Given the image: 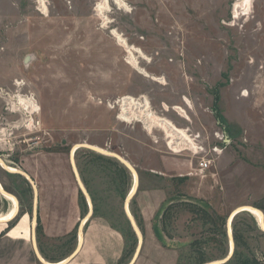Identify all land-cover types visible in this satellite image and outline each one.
Returning a JSON list of instances; mask_svg holds the SVG:
<instances>
[{"label":"rangeland","instance_id":"1","mask_svg":"<svg viewBox=\"0 0 264 264\" xmlns=\"http://www.w3.org/2000/svg\"><path fill=\"white\" fill-rule=\"evenodd\" d=\"M37 1L0 0V157L33 176L39 202L62 200L48 220L49 229L66 227L60 235L45 233L38 203L41 258L59 262L76 248L88 204L69 154L73 145L89 143L119 154L138 173L129 211L143 240L133 264L222 259L231 247L233 210L250 205L264 215V0L237 17L236 0H125L123 9L111 2L108 28L94 11L100 0H46L48 16ZM112 28L148 57L137 61L157 80L127 62ZM18 91L35 97L39 126H24L28 114L15 106ZM125 95L147 96L155 113L188 129L196 152L175 153L161 130L150 135L140 122L117 118L115 102ZM205 156L211 166L201 172L198 160ZM73 157L93 211L67 264H109L110 258L128 264L137 247L123 209L131 173L84 147ZM0 180L18 199L13 219L0 224V264H42L28 236L32 187L1 164ZM9 204L0 195L1 213ZM231 229L235 252L227 264L247 258L264 264V231L256 218L238 212Z\"/></svg>","mask_w":264,"mask_h":264},{"label":"bare ground","instance_id":"2","mask_svg":"<svg viewBox=\"0 0 264 264\" xmlns=\"http://www.w3.org/2000/svg\"><path fill=\"white\" fill-rule=\"evenodd\" d=\"M37 2H38L37 10L39 12H41L43 15L48 16L49 9H47L48 8L47 1L46 0H38ZM111 2L118 9L128 8L125 0H100L97 3V5L94 7V11L96 12V15L102 21L103 28L104 27L108 28V24L111 23V20H109V17L106 14V12L109 11V9H110ZM253 2H254V0H236L234 2V5H233V13L236 14L235 17L239 16V14H241V15L249 14V12L252 8ZM110 34L115 39H117L118 44L126 50V52L128 53L127 62L129 64H131V66L134 67V69L141 72L140 74H142L143 76L145 75V77H149L150 79H153V80L158 79L156 76L147 74V72L145 70H143L142 67L139 66V62L137 61V59L143 58V60H144V59H148V57L138 47L130 45L126 41V39L121 34H119V32L115 28L110 29ZM136 54H138V56ZM15 84L17 86H20L22 83L19 80H17V81H15ZM245 95H247V94H245ZM14 101H15V106L19 107V109H22V111L24 113L28 114V119H26L23 123L26 128L31 129L32 127L35 128L36 126L40 125V121H36L35 118L33 117L34 116L33 114L38 113L40 111V106H38L39 104L35 100V97H33L32 95H23L18 91L17 94L15 93V95H14ZM187 101H189V100H187ZM115 104H118L120 107V113L117 117L120 120L127 122V123L140 122L142 124L144 130H146L147 133L150 135L152 134L154 129L161 130L165 135L166 145L169 147V149L171 151H174L175 153H179L183 150L188 149L191 151V149H192V150H194V152H196L197 146H196L195 139L192 138V136L189 134L188 129L176 125L175 122H173V120H171L167 116L159 115V114L155 113L152 110L151 104H150L147 96L141 95L139 98H136V97L131 96V95H125L122 98H120L118 100V102H115ZM174 109H176V111L179 113L180 117L186 118V120L189 119L188 114L183 107L174 106ZM0 132L5 134V131H0ZM81 144L94 147L95 149L102 151V152L113 153V154L115 153V152L109 151L108 149L106 150V149H103L99 146H96L93 144L91 145L89 143L75 144L71 148V153H72L71 156L72 157L71 156L69 157V161L71 162V160H72V163L74 164L75 171H76L75 173H78V170H77V166L75 165L73 156H74L76 149L80 148L79 145H81ZM115 154L117 156H119V158H122V156H120L119 154H117V153H115ZM122 159L125 160V162L130 166V163L125 158H122ZM0 163L2 165L6 166L7 169L12 172L11 174H18L15 172L19 171V169L5 164V162L2 161L1 157H0ZM72 172H73V170H72ZM73 175L75 176V174H73ZM131 175L133 178V184H132V188H131L130 192L127 195L133 194V196H134V194L137 190V187H138L137 184L139 181L138 173H137L135 168H133ZM77 177L79 178L80 184H81L82 188L85 190V192L88 196L87 197L88 201L90 202V206L92 207V201H91L90 195L88 194L86 188L84 187V185L81 181V178L79 176V173L77 174ZM75 181H76L77 186H78V182L76 179H75ZM1 186L2 185H0V187ZM2 188L3 187H1V189ZM35 189L37 190V187ZM37 193H38V191H37ZM9 194L10 193H8V194L0 193V195L2 197H4L5 199H7V201H9V203H10L9 207H8L9 209H8V211H6V213L0 212V220L12 217L17 210V207H18L17 201L13 196H11ZM87 204H88V202H87ZM88 209H89V204H88ZM123 209H124V212L126 211V212H128V214L130 216H132V214L129 211L128 200H126V201L124 200ZM254 209H256V208L253 206H250V205H249V207L240 206L238 208H235V210H233L232 214L228 217L229 218L228 221H230V219L232 221L233 217L238 212L247 210V212L251 213L256 218L257 223L259 225H261L262 229L264 230L262 218L260 217L259 213L262 215L263 219H264V215L261 212V209L260 210L256 209L257 211H259V213H257ZM31 220H32V217H31ZM84 220H85V217L81 220V223H83ZM135 224H136V221H135ZM84 225H85V222L83 223V226ZM136 226H137V224H136ZM30 227H31V223H30ZM137 230H138L137 231L138 236H136L137 242L139 239V242L142 243L143 237H142V234H141L138 226H137ZM30 231H31L30 240L32 241L33 248H36L37 252L39 253V251L37 249V245H35V237L32 236V229ZM228 232H229V234H231V232H232L230 223L228 224ZM82 233H83L82 229H80L78 231V241L80 243H78L77 249H79V247H81ZM231 242H232V239H231L230 243ZM231 247H232V243H231ZM134 253H135V251H134ZM134 255L133 256L135 258L137 255V252ZM39 256H40V253H39ZM40 259L47 264H65V262L67 260V258H64L63 260H61L59 262L52 263V262L45 261L41 257H40Z\"/></svg>","mask_w":264,"mask_h":264},{"label":"water","instance_id":"3","mask_svg":"<svg viewBox=\"0 0 264 264\" xmlns=\"http://www.w3.org/2000/svg\"><path fill=\"white\" fill-rule=\"evenodd\" d=\"M80 147H84V148H87V149H91V150H94V151H97V152H99V153H101V154H104V155H106V156H109V157H112V158H114V159H116L117 161H119L130 173L132 172V170H133V168H134V165L133 164H131L130 163V166L125 162V160H123L122 158H119V156H117L115 153L113 154V153H106V152H102V151H99V150H97V149H95L94 147H91V146H87V145H79ZM71 152H70V154H69V157L71 156ZM72 157V156H71ZM1 164V163H0ZM1 166H2V168L6 171V172H8V173H12L10 170H8L7 169V167L6 166H4V165H2L1 164ZM71 167H72V170H73V173L72 174H75V179L77 180V182H78V188H79V190L82 192V194H83V196L85 197V201H87L88 202V204H89V209H88V211H87V213L85 214V220H84V222H86L88 219H89V217L91 216V214H92V207L90 206V202L88 201V196H87V194H86V192H85V190L82 188V186H81V184H80V181H79V178L77 177V174L78 173H75L76 171H75V167H74V164L72 163V160H71ZM14 173V172H13ZM15 173H18V174H20V175H22L27 181H28V183L31 185V187H32V190H33V199H32V210H31V216L30 217H32V220H31V229H32V236L33 237H35V229H36V225H37V217H39L38 216V193H37V190L35 189L36 188V186H35V183H34V181H33V179L31 178V176H29L25 171L23 172V170H21V169H19V171H17V172H15ZM1 185V184H0ZM2 187V186H1ZM1 187H0V193H5V194H8V192L6 191V190H4L3 188L1 189ZM132 196H133V194L132 195H127V197L125 198V201L126 200H128V202L130 201V199L132 198ZM18 201V200H17ZM125 215H126V217H127V219H128V221H129V223H130V225H131V228H132V230H133V232L135 233V235L136 236H138V230H137V226H136V224H135V220H134V217H133V215L132 216H130L129 214H128V212H126L125 211ZM83 217V218H84ZM229 219V218H228ZM228 219H227V232H228V224L230 223L231 224V219H230V221H228ZM264 220V219H263ZM83 222V223H84ZM83 223H79V225H78V231L80 230V229H82L83 228ZM261 226V225H260ZM262 228V227H261ZM264 231V230H263ZM82 232H83V229H82ZM228 238L230 239V241H231V239H232V247H230V249L228 250V253L222 258V259H220V260H217V261H213V262H205V263H202V264H225L231 257H232V255H233V252H234V243H233V236H232V232H231V234H229V232H228ZM78 243H80L79 241H77V245H76V248H75V250L71 253V254H69L66 258H67V260H66V262H65V264H67V263H69L73 258H74V256L78 253V251L80 250V248L81 247H79V249H77V247H78ZM83 243V242H82ZM82 246V245H81ZM140 248H141V243L139 242V239H138V242H137V247H136V249H135V253L134 254H136V252L138 253L139 252V250H140ZM34 252H35V254H36V256L38 257V259H39V261L42 263V264H47V263H45V262H43L41 259H40V256H39V253L37 252V250H36V248H34ZM133 254V255H134ZM135 256V255H134ZM134 256L132 257V259H131V261L128 263V264H133L134 263V261H135V259H136V257H137V255H136V257L134 258Z\"/></svg>","mask_w":264,"mask_h":264},{"label":"crops","instance_id":"4","mask_svg":"<svg viewBox=\"0 0 264 264\" xmlns=\"http://www.w3.org/2000/svg\"><path fill=\"white\" fill-rule=\"evenodd\" d=\"M173 120V119H172ZM174 121V120H173ZM21 170H23V169H21ZM25 171V170H24ZM23 171V172H24ZM26 173H27V171H25ZM79 173V172H78ZM29 176H31V178L34 180V178H33V176L31 175V174H29V173H27ZM75 179V178H74ZM82 180V179H81ZM34 182H35V180H34ZM83 182V181H82ZM75 183H76V181H75ZM35 185H36V187H37V183H35ZM76 188H78V186H77V183H76ZM79 189V188H78ZM37 191H38V203H40L41 204V207H40V212H41V214H43L42 216H44L45 218H46V220H45V229H44V231H45V233L47 234V235H52L53 234V232L55 233V235H60V233H62V231L64 230V228H66V227H60V228H58V229H49L48 228V220L49 219H52L53 217H55L54 215H56L57 214V207L59 206V204H62V200L60 201V202H58V201H53V200H55V199H53V198H51V201H52V203L53 204H56V206H53V205H51V206H48V205H46L44 202H42L41 201V199H40V202H39V196H40V198H41V194H40V189H38L37 188ZM74 195V194H73ZM73 195H71L72 197H73V199L75 198V196H73ZM58 205V206H57ZM9 209V208H8ZM92 211H93V209H92ZM84 216H85V214H84ZM83 216V217H84ZM74 217L76 218L77 217V215H76V210H75V212H74ZM82 217V218H83ZM73 221V220H72ZM74 222V221H73ZM86 223V222H85ZM84 227V226H83ZM117 258H115L114 260L113 259H111L110 258V263L109 264H116L117 263Z\"/></svg>","mask_w":264,"mask_h":264},{"label":"trees","instance_id":"5","mask_svg":"<svg viewBox=\"0 0 264 264\" xmlns=\"http://www.w3.org/2000/svg\"><path fill=\"white\" fill-rule=\"evenodd\" d=\"M9 174H11V173H9ZM1 181V180H0ZM27 181V180H26ZM2 182V181H1ZM28 182V181H27ZM29 184V183H28ZM2 185H3V183H2ZM3 189H6L5 187V185H3ZM7 190V189H6ZM9 193V192H8ZM9 195H11V196H13L16 200H18L17 199V197L14 195V194H12V193H10ZM4 198V197H3ZM4 200H7V199H5L4 198ZM18 202V201H17ZM8 210V209H7ZM6 210V211H7ZM5 211V212H6ZM30 215H31V212H30ZM11 219H13V216L12 217H10V218H7V219H3V220H0V224H3V223H5V222H8V221H10ZM232 224V223H231ZM37 226V225H36ZM1 231V230H0ZM235 237V236H234ZM233 237V238H234ZM236 239V237L234 238V240ZM235 252V251H234ZM234 252H233V255H234ZM232 255V256H233ZM199 263L200 264H202V263H205L204 262V260L203 259H200V261H199ZM228 262H226L225 264H227ZM232 264H234V263H232ZM235 264H261L256 258H253L252 260H250V259H242L241 261H238V262H235Z\"/></svg>","mask_w":264,"mask_h":264},{"label":"built area","instance_id":"6","mask_svg":"<svg viewBox=\"0 0 264 264\" xmlns=\"http://www.w3.org/2000/svg\"><path fill=\"white\" fill-rule=\"evenodd\" d=\"M197 166L199 168L198 170L202 172L203 170H206L207 168H209L211 166V159H209L206 156L205 157H202V158H200L198 160V165Z\"/></svg>","mask_w":264,"mask_h":264},{"label":"flooded vegetation","instance_id":"7","mask_svg":"<svg viewBox=\"0 0 264 264\" xmlns=\"http://www.w3.org/2000/svg\"><path fill=\"white\" fill-rule=\"evenodd\" d=\"M16 201H17V200H16ZM17 205H18V202H17ZM17 209H18V207H17ZM7 211H8V210H7ZM5 213H6V212H5ZM15 213H16V212H15ZM15 213H14V214H15ZM30 230H31V227H29V230H28V231H29L28 236H30V238H31V235H30V234H31V231H30ZM83 239H84V238H83V233H82V239H81V242H83ZM35 245H36V240H35ZM81 245H82V243H81ZM40 257H42V256H40ZM45 261H46V260H45ZM47 262H49V261H47Z\"/></svg>","mask_w":264,"mask_h":264}]
</instances>
